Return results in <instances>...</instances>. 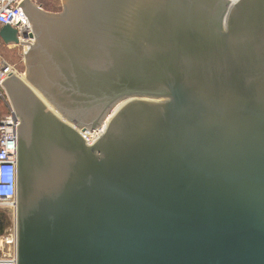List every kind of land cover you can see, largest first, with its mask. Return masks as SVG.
<instances>
[{"label":"water","instance_id":"95a60500","mask_svg":"<svg viewBox=\"0 0 264 264\" xmlns=\"http://www.w3.org/2000/svg\"><path fill=\"white\" fill-rule=\"evenodd\" d=\"M26 1L16 264H264V0Z\"/></svg>","mask_w":264,"mask_h":264},{"label":"built area","instance_id":"2783aa9c","mask_svg":"<svg viewBox=\"0 0 264 264\" xmlns=\"http://www.w3.org/2000/svg\"><path fill=\"white\" fill-rule=\"evenodd\" d=\"M23 0H0V27L11 25L18 30L19 43L28 41V26L32 27L26 15L16 8ZM25 29L26 39H23ZM1 39V36H0ZM23 45V44H22ZM14 71L8 62H2L0 67V94L5 100L10 113L0 118V207L13 213L14 221L2 235L5 247L0 249V264L9 261L16 264V207H17V125L19 120L9 102L1 81L7 79ZM88 140L90 138L87 136ZM5 251V252H4Z\"/></svg>","mask_w":264,"mask_h":264},{"label":"rangeland","instance_id":"374dc122","mask_svg":"<svg viewBox=\"0 0 264 264\" xmlns=\"http://www.w3.org/2000/svg\"><path fill=\"white\" fill-rule=\"evenodd\" d=\"M36 6L43 8L47 12L59 13L64 10L62 0H30ZM25 54L23 45L17 43H6L0 40V64L8 62L19 75H23L26 70ZM10 110L0 94V118L7 116ZM92 137H90L91 139ZM11 215V224L14 221L13 213L8 209ZM10 227V226H9ZM8 229V228H7ZM3 236H0V243Z\"/></svg>","mask_w":264,"mask_h":264},{"label":"flooded vegetation","instance_id":"af4514ba","mask_svg":"<svg viewBox=\"0 0 264 264\" xmlns=\"http://www.w3.org/2000/svg\"><path fill=\"white\" fill-rule=\"evenodd\" d=\"M25 7L27 9H30L32 7L31 4L28 2V0L25 2ZM0 40L3 39L1 38ZM9 226H11L10 212L7 209L0 207V233L3 232L2 234H0V236H2L5 233V231L7 230V228H9Z\"/></svg>","mask_w":264,"mask_h":264},{"label":"bare ground","instance_id":"6f19581e","mask_svg":"<svg viewBox=\"0 0 264 264\" xmlns=\"http://www.w3.org/2000/svg\"><path fill=\"white\" fill-rule=\"evenodd\" d=\"M111 113H112V112H111ZM110 118H111V114H109V116L107 117L106 121L103 123V125H102L101 127L97 128V129L94 130V131H91V132L87 131V132L85 133L86 137H87V136H88L89 138L92 137V138L90 139V142H93L96 138H98V136H100V135L103 133V131L105 130V128H106V126H107V123H108V121H109ZM0 246H2V248L4 249V247H5V242H4V240L1 241ZM2 248L0 247L1 250H2ZM4 252H5V251H4ZM6 260H7V259H5V261H3V263H1V264H11L9 261H6Z\"/></svg>","mask_w":264,"mask_h":264},{"label":"crops","instance_id":"0c3cea01","mask_svg":"<svg viewBox=\"0 0 264 264\" xmlns=\"http://www.w3.org/2000/svg\"><path fill=\"white\" fill-rule=\"evenodd\" d=\"M0 67H1V64H0Z\"/></svg>","mask_w":264,"mask_h":264}]
</instances>
